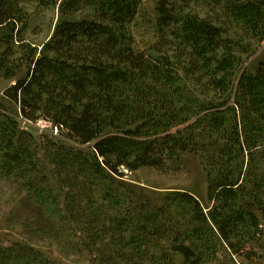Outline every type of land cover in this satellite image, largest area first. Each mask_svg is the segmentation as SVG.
Returning <instances> with one entry per match:
<instances>
[{
  "label": "trees",
  "instance_id": "obj_1",
  "mask_svg": "<svg viewBox=\"0 0 264 264\" xmlns=\"http://www.w3.org/2000/svg\"><path fill=\"white\" fill-rule=\"evenodd\" d=\"M146 1L0 0L5 96L77 144L35 137L0 104V180L25 192L7 212L21 231L0 244V264L261 256L264 60L244 64L264 42V0H151L153 41L139 49L131 26ZM33 5L57 13L39 45L26 35ZM186 153L204 172L205 207L183 190L140 200L120 179Z\"/></svg>",
  "mask_w": 264,
  "mask_h": 264
},
{
  "label": "rangeland",
  "instance_id": "obj_2",
  "mask_svg": "<svg viewBox=\"0 0 264 264\" xmlns=\"http://www.w3.org/2000/svg\"><path fill=\"white\" fill-rule=\"evenodd\" d=\"M152 3L151 0H148L141 5L138 12L139 14L136 16L131 26L136 41L135 46L139 49H145L153 41ZM30 12L32 18L29 25L30 30L26 34L27 39L39 45L48 37L50 26H53V22L57 19V13L53 10H42L35 5L30 8ZM262 60H264V42L244 66L249 67ZM25 66L24 64L21 69H18L16 78H21L25 75ZM11 84L13 83H10L8 80L0 79V104H2L1 106L6 112L17 119L21 129L34 134L35 137L38 138L42 136L57 137L59 141H62V143L66 145H77L64 141L65 139H63V137L60 138L56 136L53 130H39L34 123L22 118L18 105L8 99L4 94L5 90ZM124 174L125 175L120 178L121 181L132 184L135 195L140 200L154 198L162 199L163 192L169 190H183L194 195L198 201L201 202L203 207L207 205L205 175L200 166L198 157L194 154H184L178 166L168 165L166 169L142 167L134 172H127L124 170ZM19 195H25V192L23 190L19 191L16 184L6 180H0V244L3 246H7L15 239L20 238L21 228H11L7 225V222H5L7 212L13 205L12 200L18 198ZM261 244L262 248L261 246H255L253 248V250L256 251L257 254H261V256L252 259H240L241 264H264V231ZM54 254L58 256L57 252L52 249V255L54 256ZM75 259L77 260L63 259L64 261H60L65 264H76L73 263V261L82 260L81 257Z\"/></svg>",
  "mask_w": 264,
  "mask_h": 264
},
{
  "label": "built area",
  "instance_id": "obj_3",
  "mask_svg": "<svg viewBox=\"0 0 264 264\" xmlns=\"http://www.w3.org/2000/svg\"><path fill=\"white\" fill-rule=\"evenodd\" d=\"M28 121L31 123H34L35 126L37 128H39V130H44V131L53 130V131H55V134L58 133V131H57L58 129L53 125V123L49 119H47L45 117H41L34 122L30 121V120H28Z\"/></svg>",
  "mask_w": 264,
  "mask_h": 264
}]
</instances>
